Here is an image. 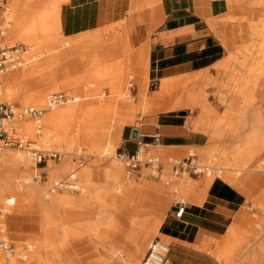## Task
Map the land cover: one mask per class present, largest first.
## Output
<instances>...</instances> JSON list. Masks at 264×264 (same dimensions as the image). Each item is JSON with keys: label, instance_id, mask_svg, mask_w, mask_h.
<instances>
[{"label": "rangeland", "instance_id": "1", "mask_svg": "<svg viewBox=\"0 0 264 264\" xmlns=\"http://www.w3.org/2000/svg\"><path fill=\"white\" fill-rule=\"evenodd\" d=\"M39 1V6L36 8V10L39 9L37 10V14L41 11L47 14L48 19L51 17L50 14L56 16L58 19L57 22H49V27H47L48 35L44 33L47 36L44 34V36H30L26 40H22L19 36H14V34L10 33L11 27L6 28L4 21L2 22V10L0 12V28L8 32L5 37H0V42L3 44L20 43L26 47L28 45H36V47L34 46L35 49H30L29 53L34 54L31 61L37 62L38 66L37 70L31 75L34 83L32 89L26 91L25 85L22 82L18 83L13 94V99L10 96L5 99L2 98L5 97L3 95L7 94V92L5 86L0 81L2 91L0 101L20 107H37L44 105L46 103V96L51 93H63L68 98L78 97L77 102L72 103L68 101L67 103L69 104L65 103L61 106L48 109L46 114L60 107L74 106L78 110L85 106L87 107L88 113L80 118V120L77 118H67L63 121V124L69 127L66 134L70 137H78L79 146H75L73 149L76 147L82 149L80 154L85 156V163L82 168H77V164H72L70 158L71 155H75L74 151H67L70 156L66 155L64 161L62 160L63 162L54 163L48 161L44 168H42L43 165L35 166L36 169L34 171L29 170L31 173L28 171V178L31 180V177H34L31 182L41 190H49L52 189V184L57 180L61 179L59 183H70L67 182V177L71 167L76 170L78 169L75 173L74 184L78 182L79 173L85 171L91 173L90 167H97L99 169L106 167L104 173L111 167L113 170H116H114L116 174L119 173L118 175L124 178L123 188L121 187V191L115 195L116 199L122 200L123 203L116 207H111L110 210L101 214L107 219L108 226H95V220L100 217L97 208L98 203L94 201L82 203L81 199L84 193L87 194L90 189H97L99 186L106 184V181L102 183H92L90 181L86 182L83 186H79L78 184L79 189L76 191L65 189L62 183L63 186L59 190L55 188V192L51 195L63 194L69 203L57 205V207L45 213L40 211L36 202H31L26 211L22 210L19 207V203L16 202L14 206L10 207V213L5 219L7 237L12 241L15 251V255L12 258H14L15 264H55L54 262L56 261L50 260L49 256L52 248L44 250V247L49 246L50 243L43 244L39 250L33 249L30 252L28 251L30 247H35L37 242L42 244L45 241L46 243V231L51 229L54 245L57 247L64 243V247L68 249L71 255L70 259H82L98 250L96 254L100 257L99 264H106V261H104L105 255L112 248H133L135 243L144 237L143 250L133 258L132 263H128L139 264L147 243L151 239L158 238L168 244V240L159 235L157 223L155 222L159 221L160 225L162 218L171 212L170 208L174 201L189 202L181 197L179 189L182 186H187V189L193 188L195 185L193 179L197 178L196 176L186 174H178V178H174L170 166L167 164L168 159H182L188 153L194 154L195 163L208 167L210 170L209 177L199 176L201 180H212L215 177L220 178L218 174L222 170L218 169V160L212 159V156L215 155V159L219 156H224L226 149L241 147V139H244L245 136L251 137L247 126L244 129L238 130L233 128L235 120L241 121L242 118L249 119L252 110L257 108L261 109L264 114V59H257L254 66L249 68H247V65L246 67L242 65L243 55L249 54L248 51H243V45H250V42L256 47L262 48L264 52L263 7L250 5L251 0H245L246 2L242 0L243 4L241 0H222L226 6V12L213 20H219L220 22L227 21L226 23L221 22L217 32L230 36L231 40L229 49L223 47L225 53L227 54L228 50L229 53L225 58L215 63L214 67L223 70V74L227 73L226 76L223 75V78H226L225 81H220L219 76L211 77L205 71L197 72L191 76L161 80L155 89V85L147 80L149 68L147 60L141 62L139 66L134 64H127L126 67L116 65L107 71H103L105 68L102 65L127 59V56L122 53V38L109 39L111 31L115 27H122L123 20L116 22L112 26L100 28L98 31L65 36L60 31L59 11L61 4L67 0ZM160 1L163 2L162 0L152 2L149 10L153 8L156 10L157 7L160 9ZM4 5H6V2H4L2 7ZM157 10L148 15V17L150 16L154 19V25ZM33 25L31 18H28L27 29H35ZM255 31L259 34V40L254 38ZM217 32L213 31L219 40ZM145 46L146 44L141 45L132 51L131 54L134 55L140 52ZM90 52H93L92 54L96 56L94 60L88 58V53ZM27 66L28 64L19 70L22 69L23 71ZM98 70H102L105 73L98 78V81H95L91 78V73ZM14 72L18 71L15 70ZM56 74L59 77L54 81L53 78L54 76L56 78ZM196 75L199 76L198 79L183 82L177 88L170 90L160 100L161 102L169 103L180 96L185 99L187 95L192 97L193 103L178 104L176 108L170 111L187 116L186 120L191 121V130L204 134L207 138V146L213 145L216 148V152L211 156L210 160L207 162L203 161L201 148L194 149L188 147L181 152H176L173 149L163 147H149L147 155H142L140 158L144 160L149 156L158 157V160L162 163L159 178L150 177L148 169L143 165H140L139 170H136L137 173L136 171H128L123 164L119 165L115 160V154L120 152L119 145L121 141L120 136L118 144L114 141L116 131L130 126L135 128L137 123H140L138 117L142 116L144 103L148 101V97L152 94L159 93L164 84L170 81L192 78ZM86 77L89 78L85 79ZM63 83L67 85L63 86ZM129 84H132L134 88L136 87V95L134 96L132 92L130 97L125 98L124 94H127ZM54 87L56 90H53ZM34 95H38L36 96L37 98L30 97ZM118 98L121 101L117 102L116 99ZM125 107H129L128 113L122 111L126 109ZM192 116H195V118L193 119ZM206 119L209 120V124L205 122ZM79 121L81 125H79ZM120 121L122 125L119 123ZM134 121L135 123H133ZM199 121L202 124L201 129H197V122ZM216 121L219 122L215 123ZM115 123L116 129L111 134V140L117 146L115 145L113 148L107 147V151L105 152L95 150L94 147L98 143L100 134H103L104 131H110ZM86 126L88 128H85ZM215 127L225 130L219 133L216 140H210L208 134L215 138L212 135ZM26 129L28 135L31 136L32 128L29 121L26 124ZM228 129H232V133H229ZM90 135H93L94 138H89ZM46 138L45 134L41 133L40 142L42 143ZM29 139L34 142L39 141L34 136L32 138L29 137ZM56 146L59 147L57 144ZM133 149L134 147L129 145L125 147L124 151L131 153ZM4 151L24 154L12 149H4L2 152ZM225 162L226 157L219 163L223 165ZM30 165L34 166L32 162H30ZM251 166L253 168L254 166L261 168L255 172H244L243 176H240L251 183L252 181L248 178L254 181L245 190H240L234 185L240 183L233 184L230 181L222 179L242 192L245 197V204L240 209L238 217L242 216L248 222L243 228L244 231L237 232L231 242L233 248L236 247L238 253L243 255L237 264H242L250 254L257 251L258 245L264 244V148L260 152H257ZM11 197H13L12 194L1 195L0 208L4 205V201ZM43 202L50 204L51 198L44 199ZM17 215L20 216L14 221L12 217ZM46 216L52 219V225L45 222ZM36 217L39 218L40 223H45L41 224L39 234H37L36 230L25 229V227L35 223L32 219ZM14 222L22 225L24 229L22 231L16 230L13 225ZM89 229L96 232V237L89 232ZM252 246H254L253 251L247 252ZM227 254L230 255L231 252H227ZM23 257L25 258L23 259ZM256 259L257 253L255 255ZM111 264L127 263H123L117 258H112Z\"/></svg>", "mask_w": 264, "mask_h": 264}, {"label": "crops", "instance_id": "2", "mask_svg": "<svg viewBox=\"0 0 264 264\" xmlns=\"http://www.w3.org/2000/svg\"><path fill=\"white\" fill-rule=\"evenodd\" d=\"M155 1L159 0H67L60 6V31L65 36H73L98 31L100 28L112 26L123 20L122 27H115L109 39L122 38V53L127 56V59L102 65L105 68L103 71L116 65L139 66L141 62L147 60L149 67L147 80L155 85V89L161 80L191 76L205 71L209 76H219L220 81H225L226 78H223V75L226 76L227 73L223 74V70L216 69L214 65L229 53L228 50L226 54L223 47L229 49L231 37L217 32L221 22L226 23L227 21L216 20L212 25L209 24L211 19L226 12L224 2L222 0H163V2L160 1L161 8L156 9L157 16H155L154 25V19L148 15L156 11L154 8L149 10L151 3ZM213 31L217 32L219 40ZM144 44H146L145 55H140V52L131 54ZM92 53H88V58L94 60L96 56ZM103 71L92 72L91 78L98 81V78L105 73ZM87 78L89 77L85 79ZM198 78L199 76L196 75L192 78L170 81L161 87L159 93L148 97V101L144 103L143 117H138L139 127H124L122 130L120 128L121 134L120 130L116 131L114 141L118 144L120 136L119 149L125 150V147L129 145L134 147V141L130 138L131 130L134 129L136 137L144 143H149L150 137L156 134L159 137V147L173 149L176 152H181L188 147L201 148L203 161H209L216 148L213 145L207 146V138L204 134L191 130V121L186 120L187 116L170 111L178 104L193 103L192 97L187 95L185 99L180 96L169 103L160 100L183 82ZM133 95H136V87L133 88ZM192 118L194 119L195 116ZM205 122L209 124L208 119ZM116 123L110 131H104L98 144L113 143L111 134L116 129ZM197 123V129H201V121ZM208 137L210 140L217 139L209 134ZM89 138L93 139L94 136L90 135ZM90 169L92 183L105 181L106 167L100 169L90 167ZM254 169L255 166L253 168L250 165L245 171L226 181L233 184L240 183L234 185L240 190H245L254 181L248 178L252 181L251 183L240 176L247 171L253 172ZM223 180L217 177L212 180H201L199 177L193 179L194 187L189 188L183 198L189 202H185L181 217L175 219L171 213H167L160 225L159 221L155 222L159 235L168 240V258L171 264H237L242 258L243 255L238 253L236 247L233 248L231 242L237 232L244 231L243 228L248 222L244 217H238L240 209L245 204V197L242 192ZM19 216H13L12 219L16 221ZM32 220L35 223L25 229L36 230L39 234L41 229L39 218ZM13 225L18 231L24 229L17 222ZM144 240V237L140 239V252L143 250ZM253 248L254 246L247 252H252ZM52 250L49 256L50 260L56 261L55 264H99L100 257L96 254L98 250L82 259H70L71 255L64 247V243ZM263 251L264 244L258 245L257 251L252 253L253 257L257 253L255 264H264ZM227 252L231 254L228 255ZM252 254L249 256L252 257ZM249 256L242 264H250L249 260L253 257L249 259Z\"/></svg>", "mask_w": 264, "mask_h": 264}, {"label": "bare ground", "instance_id": "3", "mask_svg": "<svg viewBox=\"0 0 264 264\" xmlns=\"http://www.w3.org/2000/svg\"><path fill=\"white\" fill-rule=\"evenodd\" d=\"M5 2H6V5L2 7V22L4 21L6 28L11 27L10 33L14 34V36L15 35L19 36V38H21L22 40L29 39L30 36L37 37V36L43 35L44 33H47V27H49V24H50L49 22L58 21L57 17L52 14H50L51 17H49V19H48L47 14L44 12L40 11V13L38 12L39 14H37V10L39 9L36 10V8L37 6H39L38 5L40 2L39 0H6ZM244 2L246 1L244 0ZM250 5L252 6L257 5L259 7L261 6L263 7L262 10H264V0H251ZM228 16L230 17V15ZM28 18H31V20L33 21V24H34L33 26L35 27V29L34 28L32 30L27 29ZM10 21H11V24H10ZM213 22L214 20L211 19L209 21V24L212 25ZM7 33L8 32H6V30L2 29V36L5 37ZM258 37H259V34L255 31L254 38L258 39ZM249 44L250 45L245 44L242 46V49L244 52H247V51L249 52L248 55H243V59H242L243 67H246L247 65V68L254 66V64L257 62V59H260V58L264 59V52L262 51V48H258L253 43H250V42ZM34 46L36 47V45ZM34 46L28 45V48H31V50H33L35 49ZM145 51L146 49L142 48L140 51L141 53L140 55H143V54L145 55ZM26 64H28V66L26 67L25 70L23 71L22 69L19 70L20 68L24 67ZM37 68H38L37 62L34 63L33 61L29 60V61H25L21 67H18L17 69H15L18 72H14L15 71L14 70V71L9 72V74L6 73L7 75L5 74L1 75L0 81L5 86V90L7 92V94L3 95L5 97H2V98L5 99L10 96V98L13 99L15 88L17 87V84L20 82H22L25 85L26 91L31 90L34 84L31 75L35 70H37ZM58 77L59 76L56 74V78L54 76L53 80L56 81ZM1 83H0V97L2 93ZM66 85H67L66 83H63V86H66ZM53 90H56L55 87L53 88ZM36 96L38 95H34L30 97L37 98ZM124 97L128 98L126 93L124 94ZM72 99H73L71 101L72 103L78 101V97H73ZM116 101L119 102L121 101V99L118 98L116 99ZM0 102H3V101H0ZM44 106L45 104L34 107V108H41ZM48 109H51V108H47L39 120L41 131H40L39 141H37V144H43L45 142L52 141V145L54 146V148L56 147V149L59 150L60 152H64L65 154H68L67 151H71V152L74 151V154L80 153V151L82 150L80 149V147L78 148L76 147L75 149H73L75 146H79L78 137H70L68 134H66L69 127L67 125H64L63 121L64 119H67V118H77L80 120V118L84 117L88 113L87 107L85 106L80 110L74 108V106L60 107L46 114ZM126 109L122 111L128 113L129 107ZM27 123L28 121H25L21 125L22 130L26 137L32 138L33 137V125L31 123L32 135L29 136L27 133V129H26ZM79 125H81L80 121H79ZM246 126H247V130L251 134V137L245 136L244 139L242 138L241 147H234L233 149L228 148L226 149V154L224 153L225 154L224 156H219L217 159H215V155L212 156V159L218 160L217 161L219 164L218 169L222 170L221 173H219L218 175L222 179L226 180V179L233 178L238 173L245 171L246 168L252 164L253 158L255 157L257 152H260L264 148L263 111L258 108L252 110L249 119L242 118L241 121L235 120V126L233 128H236V130H238V129H244L246 128ZM136 127L137 128L139 127V123H137ZM85 128H88V127L86 126ZM224 130L225 129L215 127L212 135L215 138H218L219 133L223 132ZM227 131L229 133H232V129H228ZM41 133L43 135L45 134V136L47 137L46 140L43 141L42 143L40 142ZM101 135L103 134H100V136ZM56 144L59 147H57ZM114 146L115 145H113L112 143L106 142L103 145H100V144L96 145L94 149L97 151L105 152L107 151V147L113 148ZM155 147H159V146L157 145ZM3 150L0 151V196L3 194H12L13 196L5 200L3 203L4 205L1 206L0 208L2 213L4 214V217H3L4 227H5V219L10 213V209H11L10 207L14 206L16 202L19 203V207L24 211L28 209L31 202H36L39 206L40 211L45 213L51 209H54L55 207H57V205H65L69 203L68 200L63 196V194H59V195L57 194L55 196L51 195L53 192H55V188L59 190V188H61L64 184L63 187L65 189L76 191L79 189L78 184L79 186H83L85 185L86 182H90V172L85 171L83 173L81 172L78 174V182L74 184L73 181L75 180V173L78 171V169L76 170L71 167L69 174H68V179H67V182H70V183H63V182L59 183V181L61 180L60 179L59 181L57 180L56 182L52 184V189H49V190L42 189L41 190L39 187L33 184V182H31V180L33 181L34 177H31V180L30 178H28V175H29L28 171L29 170L34 171L36 168L35 166L32 167V165H30V161L26 157V155L21 154V153H16V152H8V151L2 152ZM142 155H143L142 151H139L138 156H142ZM225 157H226V162L223 163V165H220L219 162L223 161ZM226 167H229V168H226ZM260 168L261 167L259 166L255 167L253 172H255L257 169H260ZM114 170L110 167L109 169H107V171H105L104 177H105L106 184L101 185L97 189H94V190L90 189L87 194H85L84 189H82V191H84L83 192L84 194L81 199L82 203L87 202V201H94L98 203L97 208H98L100 217L95 220V226L96 225L97 226H100V225L108 226L109 223L107 222V219L103 217V215L101 214L110 210L111 207H116L118 205H121V203H123L122 200H117L115 195L121 191L124 178L121 177V175H118L119 174L118 172H117L118 174H116L115 172L116 170L115 171ZM223 170H226V171H223ZM174 178H178V177L174 176ZM186 187L187 186L185 187L182 186L179 189L180 195L182 198H184L187 192L189 191V189H187ZM48 198H51V202L50 204H45L43 200L48 199ZM45 222L51 225L53 223L52 219L48 216H46ZM41 224L43 225L45 223H40V225ZM89 232L93 236L96 237L97 235L96 232L90 231V229H89ZM5 234L7 236L6 227H5ZM45 240H46V243L45 241L42 244L37 242V245L35 247L34 246L30 247L28 251L30 252L33 249L39 250L40 246H43V244H47V243H50V245L47 247H44V250L53 248L55 245H54L53 233L51 229L46 231ZM139 243H140V239L138 242L135 243L133 248H121V247L112 248L109 252L106 253L104 261H106V264H111L112 258H117L119 261L123 263H127V264L132 263L133 258H135L137 255L140 254ZM253 254H252V257H253ZM249 257H250L249 259L252 258L251 256ZM24 258L25 257H23V259ZM3 259H4V264H15L14 258L3 257L0 254V264H3ZM249 261H250L249 262L250 264H255V261H256L255 256Z\"/></svg>", "mask_w": 264, "mask_h": 264}, {"label": "built area", "instance_id": "4", "mask_svg": "<svg viewBox=\"0 0 264 264\" xmlns=\"http://www.w3.org/2000/svg\"><path fill=\"white\" fill-rule=\"evenodd\" d=\"M5 1L0 0V12ZM1 36L2 29L0 28ZM30 49L20 43L3 44L0 42V76L14 71L18 67H21L25 61L31 60L34 54L29 53L31 51ZM133 88L134 86L132 84L128 85L127 97L132 94ZM72 100V98H68L63 93H51L46 96V103L43 108L20 107L15 104L0 102V151L3 149H12L22 152L34 166H45L48 161L59 163L66 155L70 156V154H65L55 149L52 141L37 144V142L30 140L24 135L21 125L25 121L32 123L33 136L35 139H39L41 131L39 120L45 110ZM133 141L134 149L131 153L120 150L119 153L115 154L117 163L119 165L123 164L128 171L139 170L140 165H143L148 169L150 177L159 178L162 163L158 160V157L149 156L142 160L138 156L139 151H142L143 155L146 156L149 147L158 145V135H152L149 143H144L137 137ZM70 158L72 163L77 164V168H81L85 163V156L80 153L71 155ZM194 158V154L188 153L182 159L169 158L167 164L170 166L173 176L186 174L196 176L197 178L199 176L209 177V168L195 163ZM171 207H174L175 211H171L170 213L175 219H179L184 211L185 203L182 201H174ZM3 217L4 214L0 209V254L3 257H13L15 251L12 241L5 234ZM168 253V244L158 238H153L147 243L139 264H171Z\"/></svg>", "mask_w": 264, "mask_h": 264}, {"label": "water", "instance_id": "5", "mask_svg": "<svg viewBox=\"0 0 264 264\" xmlns=\"http://www.w3.org/2000/svg\"><path fill=\"white\" fill-rule=\"evenodd\" d=\"M183 114H184V113H183ZM130 138L133 139V140L136 138V130H134V129L131 130ZM170 211H175V208H174V207H171V208H170Z\"/></svg>", "mask_w": 264, "mask_h": 264}]
</instances>
